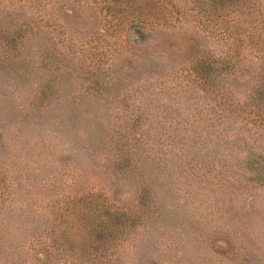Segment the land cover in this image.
Instances as JSON below:
<instances>
[{"label": "rangeland", "instance_id": "374dc122", "mask_svg": "<svg viewBox=\"0 0 264 264\" xmlns=\"http://www.w3.org/2000/svg\"><path fill=\"white\" fill-rule=\"evenodd\" d=\"M4 4L0 264H264V0Z\"/></svg>", "mask_w": 264, "mask_h": 264}, {"label": "trees", "instance_id": "16d2710c", "mask_svg": "<svg viewBox=\"0 0 264 264\" xmlns=\"http://www.w3.org/2000/svg\"><path fill=\"white\" fill-rule=\"evenodd\" d=\"M14 11L7 4L0 5V64L1 67L30 75L37 32L31 26L19 24L12 16ZM41 93L44 94L45 90L42 89Z\"/></svg>", "mask_w": 264, "mask_h": 264}]
</instances>
